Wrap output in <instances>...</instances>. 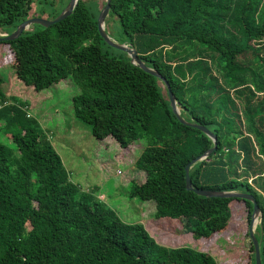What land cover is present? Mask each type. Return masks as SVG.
I'll list each match as a JSON object with an SVG mask.
<instances>
[{
	"label": "trees",
	"instance_id": "1",
	"mask_svg": "<svg viewBox=\"0 0 264 264\" xmlns=\"http://www.w3.org/2000/svg\"><path fill=\"white\" fill-rule=\"evenodd\" d=\"M245 2L111 0L110 12L119 16L121 33L139 58L168 80L186 120L217 137V148L191 166L192 186L255 197L264 264V73L256 75L264 55L252 43L264 39V25L248 20ZM30 3L0 0V27L15 30L29 17ZM34 26L14 40L0 41L14 52L20 81L40 91L72 76L81 90L72 97L73 113L96 140L110 137L121 148L165 140L163 147L146 143L136 161L146 181L130 187L132 197L155 202L159 223L204 219L201 210L216 209L221 201L228 220L233 200L242 201L251 216L248 200L187 190L185 167L213 147L212 139L179 121L157 77L104 41L96 12L80 1L65 19ZM94 36L96 42L82 45ZM203 49L219 55L225 76H216L198 55ZM250 78L256 89L244 85ZM2 83L0 76V122L14 129V146L0 143V264H217L192 246L159 243L144 224L123 222L93 193L81 194L39 121L21 105H4ZM245 256L255 264L253 244Z\"/></svg>",
	"mask_w": 264,
	"mask_h": 264
},
{
	"label": "rangeland",
	"instance_id": "2",
	"mask_svg": "<svg viewBox=\"0 0 264 264\" xmlns=\"http://www.w3.org/2000/svg\"><path fill=\"white\" fill-rule=\"evenodd\" d=\"M80 1L85 7L96 12L97 18L106 3V0ZM69 2L70 0H31L28 18L53 19L52 16L66 9ZM243 10H245L244 15L255 27L264 25V0H246ZM33 27L35 26H30L26 31H31ZM103 27L114 42L132 47L125 41L121 33L117 14L109 11ZM11 32L8 27H0V36L8 35ZM94 42H96L95 36L94 39H87L82 45ZM252 43L255 47L262 48L261 55H264V39H257ZM124 54L129 57L128 53L124 52ZM198 55L209 61L213 66L212 72L216 76H225L222 71L224 62L217 53L203 49L201 53L199 51ZM14 64L15 57L12 48L9 44L0 43V76L3 79L2 90L5 99H7L4 105H21L28 116L39 121L45 134L60 154L69 173L70 181L80 187L81 194L93 193L96 199L110 206L123 222L144 224L157 241L163 245L169 247L192 246L212 255L217 264H249V258L245 256V251L252 248V241L248 234L252 214L248 218L245 204L242 201L233 200L230 202V219L228 220L224 216L226 206L224 201H221L216 209L209 205L201 210V214L206 219L200 220L191 217L159 223L154 217L155 202L141 201L140 198L132 197L130 192L132 185L146 181L145 172L139 170L136 164L144 146H146V140H141L140 144L129 145L126 148H121L110 137L100 141L96 140L92 135L91 127L76 118L73 113L72 97L81 93V90L72 76L61 80L50 88L36 91L32 86L25 85L16 77ZM263 73L264 66H261L256 75ZM254 78L255 76L252 77V79ZM252 79L247 80L244 85L247 84L256 89ZM158 83L164 97L169 99L165 84L160 79H158ZM258 98H261V91ZM176 105L180 116L187 121L178 102ZM241 122L243 123L242 119ZM13 131L14 129L0 122V143L11 149L14 146ZM164 142L165 140L159 137L147 145L153 148L163 147ZM258 159L257 163L260 161ZM253 187L256 189L257 185L255 184ZM216 221L221 224L226 223L228 226L225 229L218 228ZM261 222L260 212L253 225V233L256 237L261 236Z\"/></svg>",
	"mask_w": 264,
	"mask_h": 264
},
{
	"label": "water",
	"instance_id": "3",
	"mask_svg": "<svg viewBox=\"0 0 264 264\" xmlns=\"http://www.w3.org/2000/svg\"><path fill=\"white\" fill-rule=\"evenodd\" d=\"M80 0H70L68 6L66 9H64L59 15H57L54 19H47V18H42V17H32L24 20L21 22L14 31H12L10 34L5 35V36H0V41H10L18 38L24 31L28 30L30 26L39 24L43 27H49L53 25L54 23H57L63 19H65L67 16H69L74 8L77 6L78 2ZM110 6H111V0H106V3L104 4L98 18H97V28L100 36L104 39V41L111 47L118 49L120 51L128 53L131 62L137 66H139L142 70L145 72L157 77L160 79L166 86L168 95H169V100H170V105L172 107V111L176 115V117L179 119L184 124H187L189 126L195 127L205 133L209 138L212 139L213 141V147L210 148L208 151H206L204 154H202L199 157L194 158L191 160L185 167V181H186V188L187 190H192L194 193L197 195H201L204 197H221V198H241L248 200L252 203L253 205V211H252V217H251V223L249 225V237L252 241V244L254 246V257H255V264H262L261 262V257H260V244L259 240L253 233V225L255 220L257 219L258 214H260L259 206L258 203L255 199V197L252 194L249 193H242V192H236V191H215V190H205V189H199V188H194L191 184V180L189 177V170L192 165H194L196 162L203 160L207 158L216 148H217V137L205 126L197 124V123H189L185 121L179 114L177 110V101L176 98L170 88V84L168 80L160 74L156 69L147 66L138 56L137 51L129 47L125 44H118L114 42L105 32L103 24L105 21L106 16L108 15L110 11Z\"/></svg>",
	"mask_w": 264,
	"mask_h": 264
}]
</instances>
